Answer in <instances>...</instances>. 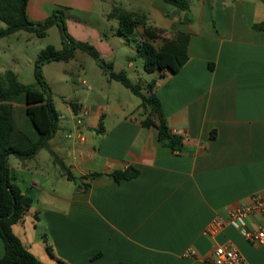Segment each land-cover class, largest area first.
Returning <instances> with one entry per match:
<instances>
[{
  "label": "crops",
  "instance_id": "obj_1",
  "mask_svg": "<svg viewBox=\"0 0 264 264\" xmlns=\"http://www.w3.org/2000/svg\"><path fill=\"white\" fill-rule=\"evenodd\" d=\"M96 4L28 1L27 17L35 24L64 10L71 36L94 46L101 60L76 50L75 56L81 51L94 60L69 72L68 91L76 101L53 96L59 123L50 148L75 181L47 149L24 163L9 158L12 183L32 198L14 233L44 264H210L223 244L236 247L248 264H264V245L249 243L239 230L206 234L216 218L227 217L255 195L264 198V29L255 28L264 23V2L192 0L193 22L184 23V12L163 0H130L126 10L147 12L150 25L166 30L163 37H189L185 65L176 73L157 70L142 85L146 92L155 82L153 92L169 126L183 139L179 152L161 143L156 127L142 125L148 110L141 102L112 98L117 81L109 78L106 64L120 71L107 33L121 36L118 21L107 18L115 6L97 15ZM143 30L135 32L139 40ZM37 39L42 38L26 31L0 39V75L11 70L23 84H34L35 62L48 46L31 51ZM128 45L136 50L126 58L128 68L138 69L136 45ZM27 107L26 94L15 97L13 119L37 142L40 134ZM82 108L88 115L78 124ZM129 168L138 176L121 181L112 176ZM93 173L102 175L87 177ZM188 249L195 254L185 256ZM4 253L0 236V259Z\"/></svg>",
  "mask_w": 264,
  "mask_h": 264
},
{
  "label": "trees",
  "instance_id": "obj_2",
  "mask_svg": "<svg viewBox=\"0 0 264 264\" xmlns=\"http://www.w3.org/2000/svg\"><path fill=\"white\" fill-rule=\"evenodd\" d=\"M29 0H0V21L5 27L0 28V39L20 31L34 33L39 38H45L48 30L56 25L62 34L63 48L57 49L48 45L43 49L35 62V83L23 84L18 76L11 70L0 75V236L4 242L5 253L0 259V264H44L23 244L22 240L14 233L13 226L22 222L27 211L32 206V198L12 183L9 158L15 156L23 163L33 159L41 150L47 149L59 164L63 174L75 181L69 167L62 162L51 150L50 141L55 136L59 113L57 112L53 95L48 82L42 72L43 65L51 62H69L75 57L76 50L87 53L95 60H101L99 51L89 43L75 40L67 31L66 14L64 10H55L53 14L42 23H32L27 17V4ZM184 12L183 22L192 23V0H163ZM264 2V0H262ZM107 18L116 19L118 28L116 34L121 37H130L137 28H144L140 40L136 44L137 58L144 60L145 72L151 74L157 70L178 72L187 62L188 35L178 33L172 39L163 37L165 29L150 25L147 12L127 11L115 6ZM257 29H264V23L256 25ZM162 40L160 47L155 46V41ZM111 80L121 83L134 95L141 99V107L148 110L142 125L156 127L159 140L175 152L183 149V139L174 134L169 126L168 119L158 96L153 92L155 82L149 83L145 89L139 83H133L125 71L116 72L113 65L106 64ZM20 94L27 97V115L37 128L40 138L33 142L24 133L13 119L12 101ZM136 169L129 168L112 174L117 181L132 179L138 176ZM101 173L88 175L91 179L101 176ZM52 253L50 246L47 247ZM59 264H66L60 262Z\"/></svg>",
  "mask_w": 264,
  "mask_h": 264
},
{
  "label": "rangeland",
  "instance_id": "obj_3",
  "mask_svg": "<svg viewBox=\"0 0 264 264\" xmlns=\"http://www.w3.org/2000/svg\"><path fill=\"white\" fill-rule=\"evenodd\" d=\"M130 4V0H97L96 4V14L99 15L101 12L112 9L114 6L121 7L122 9L126 10L128 9V5ZM65 12V11H64ZM97 18V17H96ZM95 18V19H96ZM66 19H67V14H66ZM1 24V23H0ZM112 25L117 26V21L113 20L111 22ZM161 24L159 20V25ZM143 27L140 26L139 29H142ZM68 31V29H67ZM69 33V31H68ZM70 34V33H69ZM71 35V34H70ZM107 36L109 37L110 41L112 44L115 45V48L117 50V57H116V70L117 71H126L129 79L133 83H139L141 85L146 84L147 82L150 81V74L145 72L143 69V60L142 58H138L136 61V65L138 66L137 68L129 69L128 68V61H127V56L132 55L136 52L135 49L130 47L129 44V39L126 37H117L114 38L110 33H107ZM39 40L37 45L31 49V51L35 52L37 51L39 44L43 45H53L57 49H62L63 48V42H62V34L60 31V28L56 25L52 26L48 30V35L43 39H37ZM131 44L132 46L137 44V41L139 38L137 37L136 34H133L130 37ZM162 43V40H159L155 45L157 47H160ZM94 60L90 58L87 54L77 51L75 59L71 61L70 63H64V62H57V63H51L49 65L45 64L42 67V72L44 77H46V80L49 81L51 90L53 92V96L55 99H57L56 96L58 95H64L68 96L71 98L72 101H76L75 97L73 96V92L68 91V87L71 84L69 78V72L70 71H77L79 70V66L86 64L89 65L93 63ZM88 71V70H86ZM83 72V71H82ZM90 72V71H89ZM84 75V72L82 73ZM88 83L91 84V80L94 78L93 75L89 73L87 76ZM68 80L66 82L65 79ZM112 87H111V96L114 100L116 101H125L131 102L132 103H140L141 99L134 95L129 89L125 88L121 83L119 82H112ZM101 86H104V83L101 84ZM105 87V86H104ZM106 89V88H104ZM82 91H85V89H82ZM12 158L16 159L15 156H12Z\"/></svg>",
  "mask_w": 264,
  "mask_h": 264
},
{
  "label": "built area",
  "instance_id": "obj_4",
  "mask_svg": "<svg viewBox=\"0 0 264 264\" xmlns=\"http://www.w3.org/2000/svg\"><path fill=\"white\" fill-rule=\"evenodd\" d=\"M88 115L87 108L80 110L78 124ZM226 227H233L253 245H264V198L260 195L252 197L251 202L236 209L223 218H216L206 229L207 235H216ZM195 252L188 249L185 256H193ZM210 264H248L241 252L231 244L219 245L209 258Z\"/></svg>",
  "mask_w": 264,
  "mask_h": 264
},
{
  "label": "water",
  "instance_id": "obj_5",
  "mask_svg": "<svg viewBox=\"0 0 264 264\" xmlns=\"http://www.w3.org/2000/svg\"><path fill=\"white\" fill-rule=\"evenodd\" d=\"M100 63H101V61H100Z\"/></svg>",
  "mask_w": 264,
  "mask_h": 264
}]
</instances>
